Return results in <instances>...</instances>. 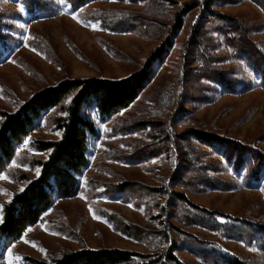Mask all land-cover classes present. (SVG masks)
I'll use <instances>...</instances> for the list:
<instances>
[{
  "label": "rangeland",
  "instance_id": "obj_1",
  "mask_svg": "<svg viewBox=\"0 0 264 264\" xmlns=\"http://www.w3.org/2000/svg\"><path fill=\"white\" fill-rule=\"evenodd\" d=\"M53 1L54 10L50 14L30 15L20 0H0L4 43L0 45V112L15 113L34 94L63 81L118 82L131 77L167 37L174 15L183 5L203 0H172L169 6H155L153 9L160 13L154 18L155 25L135 33L113 31L100 22L86 21L83 16L98 9L119 8L149 17L151 3L94 0L73 10L62 0ZM209 9L215 14L239 18L264 52V10L259 4L253 0H213ZM211 17L199 8L184 15L183 26L172 39L165 59L153 66L151 83L128 109L105 122L95 109L84 111V116L96 125L97 134L88 139V164L78 176L79 193L72 198L57 199L42 221L10 246L0 264H29L26 257L50 261L65 251L81 248L154 254V242L137 241L123 234L103 215V211H111L142 227L166 229L160 208L150 209L100 194L104 183L120 180L140 181L155 188L165 186L171 192L184 193L191 203L203 208L264 222L263 181L249 182L244 167L226 161L225 150L221 147L216 150L193 138L190 148L180 140L177 150L172 148V142H164L167 134L184 135L196 130L250 144L264 152V85L228 45L226 37L216 31L214 27L219 28L220 23L210 25ZM198 26L211 40L208 67L222 69L234 90L224 89L208 76V71L200 72L205 69L200 65L204 62L195 47L187 44ZM57 114L50 112L44 116L19 146L7 170L0 174L2 211L15 194L22 193L39 178L41 170L35 159H46L47 153L37 151L35 144L60 139L61 132L52 124ZM2 120L0 117V124ZM143 121L152 123L136 131L125 130L129 123ZM179 149L198 159L196 167L205 166L212 177L226 181L228 189L171 184ZM64 220L78 234L76 238L57 228ZM181 228L209 241L221 242L251 264H264V251L256 244L222 237L196 225ZM169 232L176 236L172 229ZM177 256L184 264H206L184 249Z\"/></svg>",
  "mask_w": 264,
  "mask_h": 264
},
{
  "label": "trees",
  "instance_id": "obj_2",
  "mask_svg": "<svg viewBox=\"0 0 264 264\" xmlns=\"http://www.w3.org/2000/svg\"><path fill=\"white\" fill-rule=\"evenodd\" d=\"M73 10L94 0H62ZM106 1V0H102ZM132 2H147L152 4L149 17L141 14L113 8L98 9L85 13L84 19L100 22L105 28L113 31L133 32L152 28L158 14L155 6L173 3L172 0H130ZM264 10V0H253ZM30 15H47L54 10L53 0H20ZM213 0L184 4L181 11L174 15V24L169 29L159 47L148 57L142 69L131 77L121 81L97 79L68 80L57 86L46 88L23 104L15 113L0 112L3 119L0 124V174L5 172L17 154L24 139L36 128L44 116L50 112L58 114L52 119V124L61 132V137L55 141H38L36 150L46 152V159H35L40 167L39 178L31 182L22 192L13 196L9 203L3 206V221L0 222V260L10 246L20 240L26 231L42 221L45 214L52 208L57 199L63 200L75 197L79 193V181L83 168L88 164V139L97 134L94 122L84 116V111L95 109L101 121H107L120 112L128 109L140 97L145 88L151 83L156 63H161L172 39L182 28L184 15L199 8L201 12L212 16L210 25L220 23L217 32L222 33L227 43L261 79L264 85V52L253 41L245 24L237 17L219 15L210 11ZM155 14V15H154ZM2 13H0L1 18ZM1 22V21H0ZM154 23V24H153ZM1 27V25H0ZM201 40H200V39ZM3 34L0 30V45H4ZM211 40L194 27L192 38L187 43L195 47L196 54L202 59L201 71H208V76L219 82L224 89L234 90L230 80L221 69L208 67L211 57L208 53ZM1 54V53H0ZM195 54V55H196ZM189 65L190 62L186 61ZM195 64V63H194ZM206 66H205V65ZM151 121L129 123L127 132L145 128ZM190 138L217 150L226 151V161L246 169V178L251 182L263 181L264 190V152L256 146L243 144L239 141L223 138L196 130H189L184 135L167 134L164 142L173 143L172 148H180L179 142L188 143ZM174 139V141H173ZM248 156H250L248 160ZM248 160V161H247ZM191 154L184 150L178 151L176 166L170 183L179 187L205 185L217 190L228 189L226 181L212 177L206 172V167H196ZM199 163V162H198ZM237 167V170H239ZM227 184V185H226ZM101 195L118 198L135 205H143L150 209L160 208V218H165L166 229L161 231L142 227L132 223L114 212L103 211L107 220L118 231L137 241L150 239L154 254H142L117 248H81L65 251L59 257L50 261L26 257L29 264H184L177 252L181 249L188 251L206 264H251L249 260L232 251L219 241H209L197 235L183 231L181 227L196 225L214 231L222 237L238 239L256 244L264 251V222L246 216L225 214L219 210H210L191 203L184 193L171 192L167 187H152L140 181L120 180L117 183H104ZM59 222L57 228L70 237L78 234L68 222ZM162 223V224H163ZM176 236L172 237L169 230Z\"/></svg>",
  "mask_w": 264,
  "mask_h": 264
},
{
  "label": "snow or ice",
  "instance_id": "obj_3",
  "mask_svg": "<svg viewBox=\"0 0 264 264\" xmlns=\"http://www.w3.org/2000/svg\"><path fill=\"white\" fill-rule=\"evenodd\" d=\"M3 221V214H2V209H0V222Z\"/></svg>",
  "mask_w": 264,
  "mask_h": 264
}]
</instances>
